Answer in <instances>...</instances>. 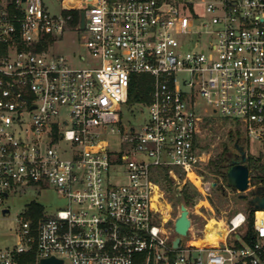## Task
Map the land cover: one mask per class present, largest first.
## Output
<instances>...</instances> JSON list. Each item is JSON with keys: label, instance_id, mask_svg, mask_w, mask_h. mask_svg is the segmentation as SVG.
<instances>
[{"label": "built area", "instance_id": "built-area-1", "mask_svg": "<svg viewBox=\"0 0 264 264\" xmlns=\"http://www.w3.org/2000/svg\"><path fill=\"white\" fill-rule=\"evenodd\" d=\"M62 1L79 11L86 64L48 47L73 11L0 0V218L26 187L50 185L66 198L36 220L27 203L14 243L0 241V264L49 256L63 260L51 264H264V209L253 219L236 211L222 220L225 232L212 223L202 241L190 226L175 246L172 204L157 178L168 167L177 190L189 183L210 206L198 95L264 141V0H208L202 12L196 0ZM134 73L152 76L149 118L124 132ZM110 133L121 134L122 148L110 147ZM210 228L213 240H204Z\"/></svg>", "mask_w": 264, "mask_h": 264}, {"label": "rangeland", "instance_id": "rangeland-1", "mask_svg": "<svg viewBox=\"0 0 264 264\" xmlns=\"http://www.w3.org/2000/svg\"><path fill=\"white\" fill-rule=\"evenodd\" d=\"M96 1L97 0H87L89 4H93ZM196 1L198 10L202 12L205 3L208 0ZM44 2L51 13L56 14L61 11L71 10L75 14V18L70 21L69 29H66L62 34H56L53 37H50L48 42L49 49L67 55L69 62L73 65L86 64L85 61H81L79 58L80 53L89 54L87 48L80 44L81 33L75 27L78 22L79 11H75V9L71 8L69 6L71 3L66 4V2L64 3L62 0H44ZM198 38L199 34L194 33L193 40ZM183 75L184 73L178 74L179 78ZM196 105L198 113L202 115V118L199 121L196 143L207 155V160L205 163L201 164L200 170L205 174L207 179L218 181L217 185L212 186L209 195L210 206L207 204V201H200V194L197 196L198 198H195L188 205L190 210L189 215L192 219L191 232L192 235L195 234L198 238V236L203 237L205 235V232L207 231L206 228L210 227V223L213 219L223 220L224 222V220L230 219V217L238 210L249 211L248 197L250 195V190L256 185L255 182L257 179L256 176L254 177V173H250V187L247 190H232L222 175H216L210 171L207 166L209 159H217L222 153H224L225 149H231L236 137L239 134H244V132L236 118L224 115L220 112H215L211 105L206 103L201 95H198ZM148 118L149 109L145 102H127L123 104L120 126L124 132H129L133 128H140ZM120 135V133H110L107 135L111 141V148H122V145L119 143ZM242 142L245 144L248 154H262L264 156V141H260L254 137L245 136ZM66 143V141H63V144ZM63 155L66 154L63 153ZM141 156H144V154H140V157ZM161 172L160 169L157 178L161 175ZM176 172L178 178L182 181L184 176L182 170L176 168ZM171 177L173 179L172 188L168 189L165 181H163L164 187L163 185H161V187L164 189L165 195L172 204V214L175 219L180 211L181 200L178 198V193L180 191L176 189L178 182L175 177ZM190 188L194 190L192 185ZM40 189L38 187H30L27 189L26 187L18 193L11 194L6 200V204L11 207V213L8 217L0 218V241L2 244L11 245L16 240V217L25 212L27 209V203L31 200L34 199L41 202L44 205L43 211H52L58 206L65 204L66 198L62 197L61 194L50 185H43ZM223 189H225V192ZM241 193H247V196L243 197L241 196ZM198 228H200V230ZM188 237L191 238L190 236ZM211 240H213V238H211Z\"/></svg>", "mask_w": 264, "mask_h": 264}, {"label": "water", "instance_id": "water-1", "mask_svg": "<svg viewBox=\"0 0 264 264\" xmlns=\"http://www.w3.org/2000/svg\"><path fill=\"white\" fill-rule=\"evenodd\" d=\"M85 26V14L84 11L81 12L80 27ZM245 135L239 134L231 149H228L225 156L226 166L224 168L226 174V181L232 190L245 191L250 187V167L247 161L248 153L245 144L242 142ZM217 180H212L211 185H217ZM264 190V183L256 184L250 190V196L248 202L250 206H254L256 209H264V195H260L261 191ZM225 192V189H223ZM241 196L246 197L247 193H241ZM4 212L9 211L6 207L3 209ZM189 207L184 202H180L179 214L175 217L174 228L177 232L173 244L177 246L179 242L188 234L189 227L192 224V219L189 215ZM63 262L62 259L55 256L44 257L41 259V264H51Z\"/></svg>", "mask_w": 264, "mask_h": 264}, {"label": "trees", "instance_id": "trees-1", "mask_svg": "<svg viewBox=\"0 0 264 264\" xmlns=\"http://www.w3.org/2000/svg\"><path fill=\"white\" fill-rule=\"evenodd\" d=\"M152 82V76L148 73L132 74L129 81L127 102L133 103L150 101ZM227 150L228 149H225L224 153H222V155L217 159H209L207 163L210 171H212L216 175H222L225 180L227 179V177L224 171V168L226 166L224 154ZM247 161L249 163L250 173H254V177L256 176L257 180L255 184L264 183V156L262 154L254 155L252 153H249ZM160 169L162 172L158 177L159 182L161 183V185H163V181H165L166 187L168 189L172 188L173 179L168 173V167H162ZM202 174L205 176L203 172ZM190 186L191 185L189 183H185L178 193V198H180L181 201H184L187 205H189L190 202H192L195 198H198L197 196H199V192L196 190V188L193 187L194 190H192ZM43 209L44 205L37 200L33 199L28 204V213L34 220H36V218L42 214ZM249 209L251 211L249 219H253V212L255 207L249 205Z\"/></svg>", "mask_w": 264, "mask_h": 264}, {"label": "bare ground", "instance_id": "bare-ground-1", "mask_svg": "<svg viewBox=\"0 0 264 264\" xmlns=\"http://www.w3.org/2000/svg\"><path fill=\"white\" fill-rule=\"evenodd\" d=\"M259 214L260 215H262V216H264V211H260L259 212ZM212 223L215 225V226H220L221 225V227L223 228V222H222V220H212V222L210 223V226L212 225ZM210 231L212 232V233H210V234H208V236H207V238L206 239H204V240H210L213 236H214V233H215V229H213V228H210ZM222 232H225V229L223 228L222 229ZM200 240H202L201 239V237H198V238H196V241H200Z\"/></svg>", "mask_w": 264, "mask_h": 264}, {"label": "flooded vegetation", "instance_id": "flooded-vegetation-1", "mask_svg": "<svg viewBox=\"0 0 264 264\" xmlns=\"http://www.w3.org/2000/svg\"><path fill=\"white\" fill-rule=\"evenodd\" d=\"M260 195H261V196L264 195V190L261 191V194H260ZM249 196H250V195H249ZM248 198H249V197H248Z\"/></svg>", "mask_w": 264, "mask_h": 264}, {"label": "crops", "instance_id": "crops-1", "mask_svg": "<svg viewBox=\"0 0 264 264\" xmlns=\"http://www.w3.org/2000/svg\"><path fill=\"white\" fill-rule=\"evenodd\" d=\"M213 220H215L216 221V219H213ZM218 221V220H217Z\"/></svg>", "mask_w": 264, "mask_h": 264}]
</instances>
